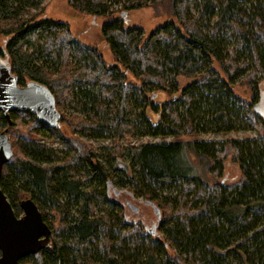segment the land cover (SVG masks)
<instances>
[{"label":"trees","instance_id":"1","mask_svg":"<svg viewBox=\"0 0 264 264\" xmlns=\"http://www.w3.org/2000/svg\"><path fill=\"white\" fill-rule=\"evenodd\" d=\"M41 1L0 0V61L19 86H45L60 113L59 125L46 127L13 112L8 127L0 112L13 152L0 189L16 216L31 199L51 231L19 264H264V116L252 106L264 86V0H67L106 18L100 31L113 64L67 24L42 18ZM142 8L172 19L145 35L117 16ZM177 77L191 82L180 88ZM236 85L249 88L250 102ZM161 94L169 98L158 104ZM40 129L68 150L40 143ZM249 131L257 137L179 139ZM142 137L178 140L118 148L129 182L114 179L111 158L103 163L76 141ZM228 155L240 173L234 182L223 175ZM125 183L153 206L155 233L127 222L107 192Z\"/></svg>","mask_w":264,"mask_h":264},{"label":"rangeland","instance_id":"2","mask_svg":"<svg viewBox=\"0 0 264 264\" xmlns=\"http://www.w3.org/2000/svg\"><path fill=\"white\" fill-rule=\"evenodd\" d=\"M43 6V15L42 18L51 19L57 22L65 23L68 25L70 31L74 35L75 39L81 43L92 45L96 47L102 54L104 60L113 64L112 55L109 47L104 43L101 37L100 28L103 23L106 21L105 17L92 16L88 14H81L73 10L69 7L67 0H42ZM126 16L122 17V13L117 14L121 19L124 20L125 27H140L144 30L145 35H147L150 31H152L156 26L171 20L172 18L166 12H162L160 15L154 13L151 8H142L138 10H131L125 13ZM116 17V16H115ZM217 68V67H216ZM129 81H134L132 77L127 78ZM176 81L180 88L186 86L191 82L190 79H185L183 77H177ZM235 94L246 101L250 102L251 93L249 88L246 85H236L233 88ZM261 93L263 99L260 101L258 98L255 102L252 103V106H257L256 112L262 116H264V86L261 88ZM169 97L165 94H161L160 98L156 100L158 104H161L163 101L167 100ZM73 112L74 110H67ZM151 115V113L149 114ZM152 117V115H151ZM4 129H0L2 132ZM63 131L66 132L65 128H62ZM19 131V130H17ZM24 132V129L20 130ZM40 131L45 135L44 138H41L40 143L45 144L49 148L53 149H62L63 151L68 150V146L64 144H58L49 139V134L42 129ZM256 131L249 132H239V133H230L226 135H212V134H200L195 136H181L180 140L184 141H194V140H206V141H226L230 139H246V138H256ZM178 140L177 138L168 137L165 139L159 138H151V137H142V138H131V139H121V140H112L109 138H105L102 140H88L86 138L77 139L81 144H85L86 148L93 149L94 152L99 156L100 161L106 163L108 159L111 158V164H107L108 170L112 172L114 179L122 177L125 182H129L130 177V166L129 160L126 159L127 152L125 151L122 155L117 154L118 148L127 149L130 146H139L144 143L150 142H170ZM37 140V143L39 142ZM118 166H121L119 169ZM224 179H227L228 182H234L240 177L238 166L233 163L231 155L226 156L224 160V171H223ZM114 193H116V200L121 205L125 204V201H128L133 206L139 207L141 212L137 215L131 213L128 210H123L122 213L126 217L133 222H137L141 225L142 230H144V226L141 224V219L147 221L144 223L147 226L148 231H152L153 225L156 223L154 221H150L148 218H156L153 215L154 208L153 206L146 205L143 197H134L131 195L129 186L125 183L122 186H117L114 189H111ZM21 215H22V210ZM44 213L46 215V220L51 226L57 228L59 217L54 212H48L47 208H44ZM128 219V220H129ZM156 220V219H155ZM136 223V224H137ZM157 228V227H156ZM155 233V232H154ZM156 235V234H155ZM159 238H163L159 231ZM171 253V251H170Z\"/></svg>","mask_w":264,"mask_h":264},{"label":"water","instance_id":"3","mask_svg":"<svg viewBox=\"0 0 264 264\" xmlns=\"http://www.w3.org/2000/svg\"><path fill=\"white\" fill-rule=\"evenodd\" d=\"M126 14L122 13V17ZM258 107H253L256 111ZM0 112L11 125L9 114L28 113L46 127L59 125L60 113L55 107L53 95L36 82L18 85V77L11 73L7 60L0 61ZM8 128L0 132V177L3 166L12 157L7 135ZM133 213L138 208L125 202ZM22 215L16 216L6 196L0 189V264H19L21 259L40 252L50 238V228L43 221L36 204L31 199L20 201Z\"/></svg>","mask_w":264,"mask_h":264},{"label":"flooded vegetation","instance_id":"4","mask_svg":"<svg viewBox=\"0 0 264 264\" xmlns=\"http://www.w3.org/2000/svg\"><path fill=\"white\" fill-rule=\"evenodd\" d=\"M263 99V96H261L260 97V101ZM108 191V193H110V194H113L115 197H116V193H114L112 190H111V188H108L107 189ZM126 202V201H125ZM146 203V205H149V206H151V204H149V203H147V202H145ZM123 206V208H124V210L126 211V210H128V211H130L131 213H133L131 210H129L126 206H125V204L124 205H122ZM136 207V206H135ZM136 208H138V212L137 213H134L135 215H137V214H139L140 212H141V209L139 208V207H136ZM153 215H155L156 216V220L154 219V218H152V217H149L148 219L150 220V221H154L156 224L155 225H153V227H152V231H153V233L154 232H156V227H157V224H158V220H159V218H158V216L155 214V212L153 213ZM129 219V217L127 216H125V220H127V222L129 221V222H131V223H134V224H136L134 221L132 222L130 219ZM140 220L142 221L141 222V224L144 226V230L146 231V232H148V229H147V226H145L144 225V223H147V221H145V220H143V219H141L140 218Z\"/></svg>","mask_w":264,"mask_h":264}]
</instances>
